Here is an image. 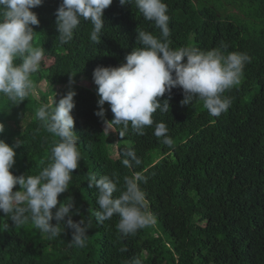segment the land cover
<instances>
[{
  "label": "trees",
  "instance_id": "obj_1",
  "mask_svg": "<svg viewBox=\"0 0 264 264\" xmlns=\"http://www.w3.org/2000/svg\"><path fill=\"white\" fill-rule=\"evenodd\" d=\"M61 2L43 0L32 9L40 21L33 26V44L43 47L52 63L43 60L31 78L34 88L45 80L47 89L19 104L0 94V122L5 126L0 139L9 145L18 138L23 141L15 148L17 168L10 169L14 175L38 174L59 138L47 131L35 112L53 97L58 103L70 89L71 76L77 92L73 130L82 158L58 201L71 200L73 220L84 218L92 226L86 247H70V228L50 240L32 223L17 227L0 212V264H127L134 257L143 264H264V0H165L170 47L207 51L226 45L225 54L245 53L250 62L240 83L224 93L231 104L219 117L210 115L202 101L182 106L183 91L176 87L170 110H157L154 125L144 135L131 127L123 134L119 126L107 129L104 119L110 121L114 115L110 106H103L104 119L98 117L97 93L80 82L92 80L98 65L124 63L125 56L141 46L137 27L156 36L160 30L134 4L121 6L113 0L104 10L99 44L91 42L92 25L85 20L73 40L63 44L55 15ZM57 86H63L60 95ZM165 98L168 93L159 99ZM158 122L166 124L172 146L154 135ZM128 147L141 158L140 167L122 164ZM134 172L148 176L141 187L155 223L135 236L122 237L116 228L118 216L96 222V190L88 187V176L116 173L122 187L123 177ZM18 189L17 185L13 190Z\"/></svg>",
  "mask_w": 264,
  "mask_h": 264
},
{
  "label": "clouds",
  "instance_id": "obj_2",
  "mask_svg": "<svg viewBox=\"0 0 264 264\" xmlns=\"http://www.w3.org/2000/svg\"><path fill=\"white\" fill-rule=\"evenodd\" d=\"M113 0H62L56 10V28L61 43L68 44L81 20L92 25L90 40L101 42L105 26L104 10ZM121 6L134 4L146 21L154 22L159 36L137 27V42L118 66L98 65L93 70V82L97 86L98 110L96 115L104 119V105L110 106L112 120L104 119L106 127L119 126L121 134L131 127L137 135H144L147 127L154 125L153 114L171 108L172 89L183 91L182 106L194 100L202 101L210 115L219 117L230 107L231 100L224 93L238 85L250 57L245 53L228 52L226 45L203 51L194 46L178 49L170 47V16L165 0H119ZM43 0H0V94L19 104L34 92L32 74L40 70L45 49L33 44L36 32L33 26L40 21L33 8ZM70 84L73 79L70 76ZM168 93V98L161 101ZM77 92L70 88L58 103L41 105L35 112L47 131L58 137L50 151L49 163L35 175H14L10 169L15 163V148L23 145L17 139L9 145L0 139V212L17 227L32 223L48 239L59 237L65 228L72 229L70 247L84 248L90 220L74 221L70 200L66 204L58 196L69 189L73 170L82 158L78 135L74 129V97ZM0 122V133L4 132ZM164 122L155 123L154 135L166 146H172ZM122 164L133 168L142 165L135 150L128 147ZM148 182L143 172L121 177L116 173L97 175L89 173L88 187L95 188L98 210L94 215L97 223L118 216L116 228L122 237L135 236L138 231L155 223L148 208L146 194L141 184ZM18 190H13L15 186ZM119 193L118 195H114ZM59 204V207L57 205ZM55 209V211H54ZM67 218V219H65ZM56 223L53 224L52 221ZM63 228V230H62ZM125 251V249H122ZM127 264H143L140 257L131 258Z\"/></svg>",
  "mask_w": 264,
  "mask_h": 264
},
{
  "label": "rangeland",
  "instance_id": "obj_3",
  "mask_svg": "<svg viewBox=\"0 0 264 264\" xmlns=\"http://www.w3.org/2000/svg\"><path fill=\"white\" fill-rule=\"evenodd\" d=\"M44 61H45V64L46 65H49V64H51L52 63V59H47V58H45L44 57ZM81 84H83V85H85V86H87V87H90V88H92L96 93H97V86L94 84V82H93V79L92 80H90V79H88V78H83L82 80H81V82H80ZM74 85V84H73ZM61 87L63 88V86H57V91H56V93H57V95H60L61 94ZM68 87L69 88H73V86H72V84H69L68 85ZM47 89V83H46V81L45 80H43L42 82H40L39 84H37L36 85V87L34 88V94L36 95V96H38V90H42V91H45ZM98 95V94H97ZM99 97V96H98ZM52 99V98H51ZM107 103H105V105H106ZM109 127H107V129H108ZM116 150H112V154H115L116 155ZM14 167L15 168H17L16 167V161H15V163H14ZM0 222H1V219H0Z\"/></svg>",
  "mask_w": 264,
  "mask_h": 264
}]
</instances>
